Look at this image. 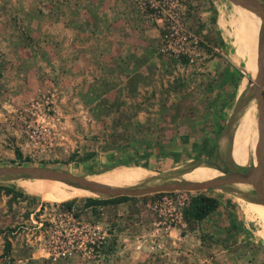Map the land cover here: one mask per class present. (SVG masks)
<instances>
[{"label":"rangeland","instance_id":"rangeland-1","mask_svg":"<svg viewBox=\"0 0 264 264\" xmlns=\"http://www.w3.org/2000/svg\"><path fill=\"white\" fill-rule=\"evenodd\" d=\"M171 1L178 3L183 12L185 32L198 40L199 45H184L193 62L188 61L187 55L175 60L160 53L159 44L167 24L152 7L161 5L159 0L118 1L136 15L135 25L152 27L157 33V44L150 48L155 60L150 63H157L158 71L148 77L136 74L131 78L134 85L138 84L135 92H144L140 97L128 98L125 94L126 98H120L114 94L115 86L125 93L134 88L120 85L123 80L116 76H104L107 70L99 78L93 76L92 81L78 82L70 99H62L65 93L54 74L44 80V86L34 88L36 83L31 81L26 88L27 81H23L15 83L13 91L14 86L7 85L4 69L2 76L0 73V168L54 169L96 185L120 188L153 186L173 180L209 182L208 178L216 179L225 174L211 167L194 166L206 163L234 166L232 162L246 166V155L256 164V150L260 142L264 145V119L260 121L256 100L247 97L239 125L236 106L244 102L240 103L244 95L250 94L256 79L260 15L256 11L259 19H254L247 8L238 4L248 14V18L242 16L231 0ZM257 1L264 3V0ZM51 4L62 7L58 2ZM112 6L118 9L112 0H105L106 10ZM11 17L4 21L8 22L4 27V41L34 45V37L22 27V19ZM84 18L76 17L72 21L81 27L80 21ZM87 23L95 25L91 28L94 35L98 17ZM7 26L11 28L9 33L5 32L10 29H6ZM79 32L76 39L80 38ZM45 41L44 45H48L49 41ZM43 57L48 61L47 50ZM249 78L252 83L238 95L242 81ZM46 89L56 92L47 125L51 129L49 134L54 133L57 122L59 135L53 147L39 150L29 133L45 123L39 114L25 116L21 111L30 99ZM73 98L78 111L82 107L86 111L73 115V121H68L56 105L61 100L71 105ZM54 117L58 121L53 120ZM70 125L77 131L76 137L65 135ZM232 134V149L228 154ZM8 148L14 156L4 154ZM15 149L20 152L19 158ZM89 153H92L90 158L83 159ZM106 153H111L110 159L104 157ZM72 156L74 160H70ZM0 185L24 195L13 201L10 195L0 192V264H264V206L253 200L252 186L246 183L187 190L191 196L203 192L215 197L219 205L202 221L194 225L186 221L184 228L172 229L177 241L173 247L153 241L159 230L152 226L151 212L146 206L166 191L130 198L126 201L133 200L134 204L121 211L115 210L112 204L90 206L91 209L85 210L86 197H108L86 196L94 193L52 179L0 176ZM42 191L57 195L45 196ZM60 193L63 195L59 196ZM66 201L72 202L69 209L61 206ZM137 207L142 212L140 218L134 217L138 214ZM59 210L64 214L59 215ZM86 222L99 225L108 235L95 260L85 261L78 253L62 254L56 260L48 257L46 249H58L61 244L69 249L77 247L69 240L72 234L81 239L84 232L76 227ZM5 237L11 243L6 256ZM35 252L36 258H29ZM138 254L145 255V259L136 258Z\"/></svg>","mask_w":264,"mask_h":264},{"label":"crops","instance_id":"crops-1","mask_svg":"<svg viewBox=\"0 0 264 264\" xmlns=\"http://www.w3.org/2000/svg\"><path fill=\"white\" fill-rule=\"evenodd\" d=\"M112 1L118 9L114 8V10L112 6L106 10L105 0H0V73L2 76L5 69L4 76L9 82L7 85L14 86L12 88L14 91L15 83L27 81V88L29 83L34 81L36 83L34 88H38L44 86V80L54 74L57 83L63 87L65 93L62 99H70L78 82L92 81L93 76L99 78L103 71L107 70L108 73L104 72V76H116L123 80L120 85L127 84L129 88H134L125 93L122 92L124 89L115 86L112 89L114 94H118L117 96L120 98H126L125 94L128 95V98L140 97V94L144 92H137L138 90H136V94L135 89L138 84L134 85L131 78L136 74L148 77L150 73L155 74V70L158 71L157 63H150V61L155 60L150 53V48H152L151 45L157 44V33L152 27L135 25L133 20H135L136 15L129 8H126V5L120 6L119 0ZM54 2H58L59 6L62 7L52 5L51 3ZM11 16L22 19V27L29 30L31 36L34 37L32 40L34 45H19V42L4 41V27L8 23H4V21H7ZM76 17H85L83 21L86 22L80 21L82 22L81 27H77L72 21ZM95 17H98V23L97 30L93 35L91 28L94 29L95 25L87 22H92ZM8 28L10 27L7 26L6 29ZM78 30H80V38L76 39ZM10 31L11 28L8 31L5 30L6 33ZM7 37L9 39V36ZM95 37H97L96 40ZM11 39L13 40V38ZM44 39L49 41L48 45H44L46 42ZM5 43L7 45H4ZM45 50L48 52V61L43 57ZM151 67L153 70H150ZM160 75L162 74L160 73ZM106 94L115 98V95ZM73 101L74 98L69 105L63 104L61 100L56 105L64 118L70 121H73L71 119L73 115L86 111L83 107L78 111V107L72 103ZM64 132L67 137L69 134L70 137L77 136V131L74 132L71 125ZM120 152L119 155L122 154V151ZM4 154L9 157L14 156L13 151L9 148L4 151ZM109 154L111 155V153H106L104 157L110 159ZM112 160H114L113 157ZM133 204L134 201L129 200L111 206L115 210L121 211ZM139 208L135 209L138 214H134V217H141L142 212L139 211ZM84 209L88 210L91 207L85 206ZM161 242L165 247L177 245L172 232L168 236H164ZM35 254L36 252L29 258H36ZM126 254V258H128V253ZM167 254L164 253V255ZM164 255L160 254L159 256ZM142 256L138 254L136 258L145 259V255Z\"/></svg>","mask_w":264,"mask_h":264},{"label":"built area","instance_id":"built-area-1","mask_svg":"<svg viewBox=\"0 0 264 264\" xmlns=\"http://www.w3.org/2000/svg\"><path fill=\"white\" fill-rule=\"evenodd\" d=\"M159 2L161 5H153L152 7L158 15H161L160 20H164L167 24L166 32L161 37L159 44L160 53L171 56L175 60L179 56L187 55L188 61L193 62L194 58L191 57L184 45H199V43L195 37L185 32L182 26L183 12L180 11L178 3L171 0H159ZM55 94V89L43 90L39 96L30 99L26 103V107L21 111L25 116H30L32 113L39 114L42 122L45 123L37 127L36 131L29 133V137L35 144V148L39 150L53 147L56 144V136L59 135V132L56 130L58 127L57 122L55 124L56 129L52 134H49L51 129L47 126L50 121V112L53 110L51 102ZM52 119L58 121L57 117ZM26 123L27 121H25V125ZM191 197L187 190L176 189L166 191L146 203L151 212L152 226L159 230V233L153 238L154 242L162 244V238L168 236L172 229H180L186 226L184 212L190 204ZM56 208L53 209L54 213H56ZM58 212L59 215L64 214L60 210ZM76 228H80L84 232L81 239H76L74 234H72L73 237L69 240L75 242L77 247L72 246L69 249L66 246L64 248L60 243L61 245H59L58 249H46L48 257L56 260L62 254L78 253V256L85 261L95 260L99 248L107 241V231L100 229L99 225L91 222H86L81 226L78 225Z\"/></svg>","mask_w":264,"mask_h":264},{"label":"water","instance_id":"water-1","mask_svg":"<svg viewBox=\"0 0 264 264\" xmlns=\"http://www.w3.org/2000/svg\"><path fill=\"white\" fill-rule=\"evenodd\" d=\"M236 4H241L248 8L254 9L258 12L262 19V26L258 37V58H257V75L255 82L251 88L249 95H244V98L241 99L240 103L243 102L247 97L254 98L259 108V118L260 121L264 119V95H263V85H264V3H259L257 0H231ZM249 83H252L249 78ZM238 104L236 110L238 109ZM232 139L233 134L229 136L230 147L228 154H230L232 149ZM230 157V155H229ZM257 163H249L247 166H238L232 161L233 167H242L247 169L246 173H237L232 172L224 176H219L214 180L209 182H193L188 180H173L171 182L162 183L159 185L153 186H126L120 188H110L104 185H96L91 182H87L81 177L70 175L66 172H60L54 169L48 168H37V167H4L0 168V176L8 178H34V179H52L59 180L68 185L80 189L90 191L94 194L105 195L107 197L115 196H138L147 193H152L156 191H172L176 189L183 190H200L207 188H215L222 186L224 184L232 182H241L246 183L254 188L256 196L253 197V200L256 203H259L264 206V145L260 142L259 147L256 150ZM228 164V163H227ZM206 166L214 169H218L215 165L206 163L198 164L197 166ZM193 167V168H194ZM192 168V169H193ZM219 170V169H218Z\"/></svg>","mask_w":264,"mask_h":264},{"label":"trees","instance_id":"trees-1","mask_svg":"<svg viewBox=\"0 0 264 264\" xmlns=\"http://www.w3.org/2000/svg\"><path fill=\"white\" fill-rule=\"evenodd\" d=\"M91 91L92 90L88 92H91ZM263 95H264V91H263ZM15 154L18 156V158L20 157V152L18 149H15ZM91 155L92 153L86 154L83 157V159L90 158ZM73 158H74L73 156L70 157V160H74ZM238 168H242V167H238ZM0 192L10 195V199L13 201L15 200V198L24 196L20 191H16L14 188L9 187V186H4V185H0ZM86 196H95V194L86 195ZM130 198H136V196L122 195V196H115V197H108V198L86 197L84 206L116 204L119 202L126 201ZM218 205H219V201L215 197L209 196L203 192H197L191 197L190 204L185 209V212H184L185 220L190 225H194L197 222H200L203 219H205L212 212H214L217 209ZM61 206L69 209L72 206V202L71 201L63 202ZM10 250H11V243L8 240V238L5 237L4 238V256L8 255Z\"/></svg>","mask_w":264,"mask_h":264},{"label":"bare ground","instance_id":"bare-ground-1","mask_svg":"<svg viewBox=\"0 0 264 264\" xmlns=\"http://www.w3.org/2000/svg\"><path fill=\"white\" fill-rule=\"evenodd\" d=\"M232 3L234 4V6H235V8H236V10L238 11V13H240L242 16H244V17H246V18H248V14L244 11V9L242 8V7H245V8H247L249 11H250V13H251V15H252V17H254V19H256V18H258L259 19V17H258V15H257V13H256V10H254V9H251V8H248V7H246V6H243V5H241L242 7H240V6H238V4H236V3H234L233 1H232ZM260 24V23H259ZM252 54H254V53H252ZM250 83H249V79H244L243 81H242V84H241V88H240V90H239V94L238 95H240L246 88H247V86L249 85ZM250 100V99H249ZM248 100V101H249ZM244 103H245V101L241 104V105H239L238 106V109L236 110V116H237V121L239 122V125H241V119H242V112H243V107H244ZM249 163H251L252 164V158H251V156L250 155H246V166L249 164ZM215 176V175H214ZM199 178V177H198ZM203 178V177H202ZM207 178V177H206ZM193 179V178H192ZM191 179V180H192ZM209 180H213V179H215V178H208ZM102 181V180H101ZM141 181V180H140ZM201 181V180H200ZM208 181V180H207ZM135 182H136V180H135ZM134 182V183H135ZM201 183H204V182H201ZM41 194L42 195H45V196H49V197H55L57 194H55L54 195V193H50L49 191H42L41 192ZM59 196H62L63 194L62 193H60V194H58Z\"/></svg>","mask_w":264,"mask_h":264},{"label":"flooded vegetation","instance_id":"flooded-vegetation-1","mask_svg":"<svg viewBox=\"0 0 264 264\" xmlns=\"http://www.w3.org/2000/svg\"><path fill=\"white\" fill-rule=\"evenodd\" d=\"M223 174H228L229 172H237V173H246L248 170L244 168H238L227 165H215ZM252 194L254 197L256 196V193L254 191V188H252Z\"/></svg>","mask_w":264,"mask_h":264}]
</instances>
